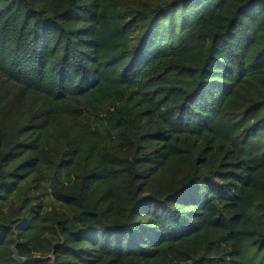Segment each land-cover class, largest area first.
Wrapping results in <instances>:
<instances>
[{"label":"trees","instance_id":"16d2710c","mask_svg":"<svg viewBox=\"0 0 264 264\" xmlns=\"http://www.w3.org/2000/svg\"><path fill=\"white\" fill-rule=\"evenodd\" d=\"M0 264H264V0H0Z\"/></svg>","mask_w":264,"mask_h":264},{"label":"water","instance_id":"95a60500","mask_svg":"<svg viewBox=\"0 0 264 264\" xmlns=\"http://www.w3.org/2000/svg\"><path fill=\"white\" fill-rule=\"evenodd\" d=\"M12 258L17 262L22 261V258L18 255V252L15 247L12 248Z\"/></svg>","mask_w":264,"mask_h":264},{"label":"rangeland","instance_id":"374dc122","mask_svg":"<svg viewBox=\"0 0 264 264\" xmlns=\"http://www.w3.org/2000/svg\"><path fill=\"white\" fill-rule=\"evenodd\" d=\"M176 28H178L177 25H176Z\"/></svg>","mask_w":264,"mask_h":264}]
</instances>
